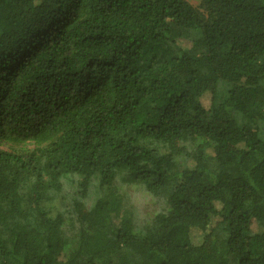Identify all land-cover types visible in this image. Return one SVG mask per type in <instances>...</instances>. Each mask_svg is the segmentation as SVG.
<instances>
[{"label":"trees","instance_id":"16d2710c","mask_svg":"<svg viewBox=\"0 0 264 264\" xmlns=\"http://www.w3.org/2000/svg\"><path fill=\"white\" fill-rule=\"evenodd\" d=\"M0 264H264V0H0Z\"/></svg>","mask_w":264,"mask_h":264},{"label":"rangeland","instance_id":"374dc122","mask_svg":"<svg viewBox=\"0 0 264 264\" xmlns=\"http://www.w3.org/2000/svg\"><path fill=\"white\" fill-rule=\"evenodd\" d=\"M192 3H194V4H197V2H198V0H190ZM125 187V186H124ZM129 192L130 191H132V189L130 188V187H125ZM132 194H134V190L132 191V193H131V195ZM137 197V196H136ZM135 197V198H136ZM88 201L89 202H93L94 201V196L92 195V196H90L89 198H88ZM88 202V203H89ZM90 204V203H89ZM158 203H157V201L156 202H154L153 203V205L152 206H150L149 204H148V200H144V199H142V201L141 202H139V206L140 207H145V206H149L147 209L149 210L148 212H151V213H153V212H155L156 211V209H158ZM254 229L256 230L257 229V226H255L254 225Z\"/></svg>","mask_w":264,"mask_h":264}]
</instances>
